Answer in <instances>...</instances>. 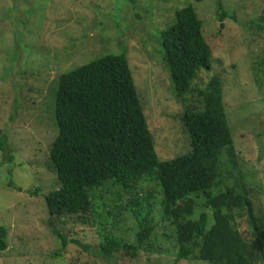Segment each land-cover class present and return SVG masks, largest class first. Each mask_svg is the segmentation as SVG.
<instances>
[{
    "label": "rangeland",
    "instance_id": "1",
    "mask_svg": "<svg viewBox=\"0 0 264 264\" xmlns=\"http://www.w3.org/2000/svg\"><path fill=\"white\" fill-rule=\"evenodd\" d=\"M189 4L196 7L213 51L212 69L202 70L195 85L203 87L211 76L221 77L240 164L251 178L250 186L255 185L256 211L264 212V0H224L228 17L223 28L216 0H0V132L7 142V151L0 149V227L7 229L0 264H108L95 254L102 226L114 227L115 234L130 244L136 242V219L116 207L130 199L122 195L113 203L114 217L105 207L95 215V223L71 220L54 225L66 236L67 247L62 250L44 199L59 188L48 161L55 137L52 94L61 74L107 53L126 51L159 158L169 160L188 152L190 141L180 120L184 105L164 69L156 27L166 28L176 9ZM37 188V195L28 192ZM141 192V197L152 195L151 208L145 210L154 216L155 250H140L136 258L123 253L119 264H207L177 262L174 228L163 218L159 188L146 180ZM111 197H98L95 205L100 208ZM247 228L246 220H240V230L246 233ZM59 251L64 257H54Z\"/></svg>",
    "mask_w": 264,
    "mask_h": 264
},
{
    "label": "trees",
    "instance_id": "2",
    "mask_svg": "<svg viewBox=\"0 0 264 264\" xmlns=\"http://www.w3.org/2000/svg\"><path fill=\"white\" fill-rule=\"evenodd\" d=\"M223 3L216 0L222 28L228 17ZM156 30L164 69L184 105L180 120L189 137V151L169 160L159 158L126 51L107 53L61 74L52 94L55 137L48 153L59 188L44 195L53 232L63 250L66 236L54 225L71 220L95 223V215L105 207L108 216L114 217L113 203L128 195L127 203L116 207L136 219V242L130 244L115 234L114 227L102 226L95 254L108 264H119L123 253L130 258H136L140 250L152 253L156 224L152 212L145 210L151 208L152 195L140 196L147 180L162 194V215L174 228L177 262L264 264V212L256 211L255 185L250 186L251 178L240 164L222 79L212 74L203 87L195 85L202 70L212 69L213 54L196 7L177 8L172 23ZM0 136V149L6 152V136L1 132ZM9 186L22 191L13 183ZM39 191L28 192L37 195ZM99 192L114 198L98 208L96 198L103 199ZM242 219L247 222L246 233L240 230ZM6 238L7 229L0 227V250L6 249ZM73 243L82 245L78 240ZM54 257L64 254L59 251Z\"/></svg>",
    "mask_w": 264,
    "mask_h": 264
}]
</instances>
